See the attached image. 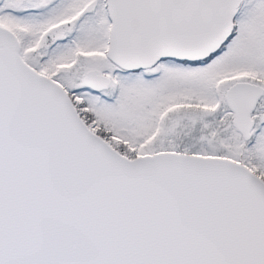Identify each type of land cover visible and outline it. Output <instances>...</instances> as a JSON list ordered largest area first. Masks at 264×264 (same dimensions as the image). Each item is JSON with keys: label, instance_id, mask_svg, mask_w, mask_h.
Masks as SVG:
<instances>
[{"label": "snow or ice", "instance_id": "1", "mask_svg": "<svg viewBox=\"0 0 264 264\" xmlns=\"http://www.w3.org/2000/svg\"><path fill=\"white\" fill-rule=\"evenodd\" d=\"M0 264H264V0H0Z\"/></svg>", "mask_w": 264, "mask_h": 264}]
</instances>
